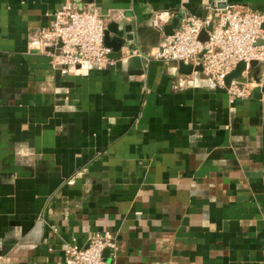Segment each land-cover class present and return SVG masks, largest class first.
I'll return each instance as SVG.
<instances>
[{
  "label": "crops",
  "instance_id": "0c3cea01",
  "mask_svg": "<svg viewBox=\"0 0 264 264\" xmlns=\"http://www.w3.org/2000/svg\"><path fill=\"white\" fill-rule=\"evenodd\" d=\"M79 1L134 26L108 69L29 50L65 0H0V264H66L67 244L104 231L117 264H264V66L234 103L177 62L144 73L124 53L215 0Z\"/></svg>",
  "mask_w": 264,
  "mask_h": 264
},
{
  "label": "built area",
  "instance_id": "2783aa9c",
  "mask_svg": "<svg viewBox=\"0 0 264 264\" xmlns=\"http://www.w3.org/2000/svg\"><path fill=\"white\" fill-rule=\"evenodd\" d=\"M222 1L206 6L203 16L181 13L175 33L165 35L154 51L144 54L132 48L122 59L141 56L144 73L156 60L192 63L225 89L232 103L249 99L255 85L251 62L264 66V11L239 3L220 7ZM211 24L209 39L203 41L201 35ZM157 25L164 31L160 22ZM106 30L107 20L97 8L84 7L79 0H65L52 14L51 24L33 32L28 48L48 56L52 66L62 72L85 65L105 70L117 62L113 48L105 42ZM242 62L246 68L241 77L228 84L227 77ZM65 253L66 264H117L120 244L114 233L96 232L85 245L76 241L67 244Z\"/></svg>",
  "mask_w": 264,
  "mask_h": 264
},
{
  "label": "water",
  "instance_id": "95a60500",
  "mask_svg": "<svg viewBox=\"0 0 264 264\" xmlns=\"http://www.w3.org/2000/svg\"><path fill=\"white\" fill-rule=\"evenodd\" d=\"M227 2H220L219 6L220 7H226ZM180 23V17H175L170 23H168L165 26V35H172L175 33V29L178 27ZM213 30V24H211L207 30H205L202 35H201V39L203 41H206L209 39V35L207 31H212ZM134 26L133 24H126L124 25L123 28H121L120 26H118L117 24H111L107 30H106V36H105V42L108 46L114 48L116 51L120 50L128 41H132L134 39ZM111 32H114L116 34V38H112L111 37ZM131 62V65L133 68L139 69L141 70L143 67V59L141 56H133L132 58H130L129 60ZM181 71L189 74L194 70H199L202 71V67L201 66H195L194 64L190 63V64H186L184 62H179ZM258 65L257 61H253L251 62V66H252V71H255L256 66ZM246 68V63L242 62L238 65V67L236 68V70L234 72H232L226 79L227 83L229 84L230 81L233 78H239L241 77V73L245 70ZM108 252V251H107ZM107 254V253H106Z\"/></svg>",
  "mask_w": 264,
  "mask_h": 264
}]
</instances>
